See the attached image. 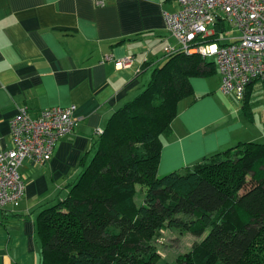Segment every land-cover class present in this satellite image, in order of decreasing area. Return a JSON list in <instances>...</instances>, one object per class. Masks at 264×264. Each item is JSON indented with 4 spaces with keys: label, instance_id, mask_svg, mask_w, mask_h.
<instances>
[{
    "label": "crops",
    "instance_id": "obj_1",
    "mask_svg": "<svg viewBox=\"0 0 264 264\" xmlns=\"http://www.w3.org/2000/svg\"><path fill=\"white\" fill-rule=\"evenodd\" d=\"M176 8L173 0H0V148L10 147L9 122L21 106L35 116L72 104L76 118L48 161L20 166L23 199L0 209V264H39L38 214L67 194L113 112L179 51L162 17ZM217 30L226 41L237 34L226 25ZM125 56L131 63L117 66ZM213 66L210 75L189 78L193 94L179 102L170 130L160 136L159 176L239 142L264 143V80H251L238 99L220 91Z\"/></svg>",
    "mask_w": 264,
    "mask_h": 264
},
{
    "label": "trees",
    "instance_id": "obj_2",
    "mask_svg": "<svg viewBox=\"0 0 264 264\" xmlns=\"http://www.w3.org/2000/svg\"><path fill=\"white\" fill-rule=\"evenodd\" d=\"M213 65L179 50L113 112L67 194L37 216L39 264H153L151 239L165 229L203 235L168 264H264V143L157 174L160 136L193 94L189 78ZM136 184L146 189L139 204Z\"/></svg>",
    "mask_w": 264,
    "mask_h": 264
},
{
    "label": "built area",
    "instance_id": "obj_3",
    "mask_svg": "<svg viewBox=\"0 0 264 264\" xmlns=\"http://www.w3.org/2000/svg\"><path fill=\"white\" fill-rule=\"evenodd\" d=\"M93 1L97 5L105 2ZM173 1L177 8L162 13L167 30L179 50L214 61L222 93L242 99L251 80H264V0ZM227 23L237 31L229 41L217 30ZM212 35L216 39L211 40ZM167 52L174 49L168 47ZM131 61L132 57L125 56L115 63L126 67ZM74 111L72 104L51 106L32 116L27 107L18 108L9 122L10 147L0 148V208L21 202L25 179L20 166L24 160L44 163L50 159L57 141L73 131Z\"/></svg>",
    "mask_w": 264,
    "mask_h": 264
},
{
    "label": "rangeland",
    "instance_id": "obj_4",
    "mask_svg": "<svg viewBox=\"0 0 264 264\" xmlns=\"http://www.w3.org/2000/svg\"><path fill=\"white\" fill-rule=\"evenodd\" d=\"M227 28H231L230 25L226 24ZM211 40L216 39L215 35L210 37ZM149 77V74L146 75V79ZM136 194L134 196L135 202L138 204L142 201L145 187L141 184L135 185ZM203 235L195 236L188 232L180 233L179 230H168L165 229L159 232L154 238L151 239L158 256H156L153 264H165L172 263L176 258L192 248V245L199 241Z\"/></svg>",
    "mask_w": 264,
    "mask_h": 264
}]
</instances>
